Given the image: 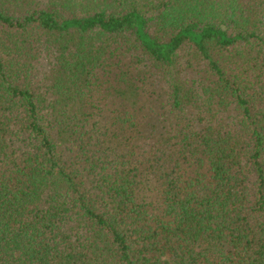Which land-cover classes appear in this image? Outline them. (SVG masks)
Instances as JSON below:
<instances>
[{"label": "trees", "instance_id": "obj_1", "mask_svg": "<svg viewBox=\"0 0 264 264\" xmlns=\"http://www.w3.org/2000/svg\"><path fill=\"white\" fill-rule=\"evenodd\" d=\"M0 264H264V0H0Z\"/></svg>", "mask_w": 264, "mask_h": 264}]
</instances>
